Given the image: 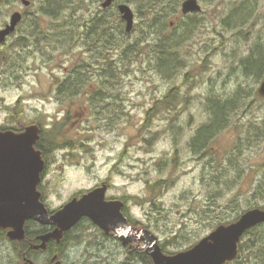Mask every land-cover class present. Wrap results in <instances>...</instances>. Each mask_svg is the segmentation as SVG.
<instances>
[{"label":"rangeland","instance_id":"rangeland-1","mask_svg":"<svg viewBox=\"0 0 264 264\" xmlns=\"http://www.w3.org/2000/svg\"><path fill=\"white\" fill-rule=\"evenodd\" d=\"M103 1L87 0L76 21L90 18ZM199 1L203 11L189 19L194 31L173 49L177 55L169 66L175 65V70L159 64L152 45L157 35L143 25L134 4L118 0L135 12L130 33L117 5L109 8L105 14L116 44L109 53L120 66L112 79L114 87L106 91L97 85L101 70L96 68L102 60L94 63L86 46H74L72 41L66 49L48 45L50 39L45 36H57L51 30L58 20L52 23L41 14L44 0H30L29 6L22 0L0 1V30L15 12L23 14L8 43L0 42L6 45L0 48V125L25 127L39 122L45 131L57 128L60 133L41 182L50 211L106 182V198L123 201L128 197L131 224L151 230L163 251L175 254L244 211L264 209V98L254 91L261 80L247 75L242 65L251 40L264 29V0ZM180 11L168 17V36L184 33L178 26ZM239 12H244L243 19ZM35 21L45 35L27 34ZM141 38L140 51L130 64L122 65L121 48ZM37 41L42 43L36 46ZM84 59L94 64L85 91L61 96L56 78L68 76ZM173 90L178 101L172 99V107L160 104L149 116L158 100ZM97 93L103 94L98 104L91 99ZM236 97L241 107L237 106L228 126L210 135L208 147L196 153L191 144L209 123V100L228 102ZM17 110L25 121H17ZM163 179L166 184L150 187ZM154 198L157 207L152 205ZM74 234L78 239L64 251L63 264H143L131 256L134 251L146 253L143 241L142 247L135 241L123 245L113 232L103 235L90 222ZM7 242L0 243L10 246L0 253V264H21L18 252L11 250L13 243Z\"/></svg>","mask_w":264,"mask_h":264},{"label":"water","instance_id":"water-1","mask_svg":"<svg viewBox=\"0 0 264 264\" xmlns=\"http://www.w3.org/2000/svg\"><path fill=\"white\" fill-rule=\"evenodd\" d=\"M115 1L104 0L102 7H111ZM22 2L25 6L30 5V0ZM118 10L126 23V32H132L135 26L133 8L123 2L118 5ZM202 11L199 0H184L181 4L183 15ZM22 19L21 12L12 15L10 23L0 31V42H4L16 30ZM258 95L264 98V79ZM40 131L36 124L27 126L22 132L0 131V228H12L9 237L13 240L25 239L26 222L35 220L43 226L54 227L39 237L42 243L36 247L45 248L47 242L51 239L60 241L65 232L86 217L106 233L113 232L123 245L135 241L137 247H142L140 242H145L143 248L152 258L153 264H226L238 256L239 244L245 233L264 223V209L253 208L244 212L237 221L219 225L191 248L166 254L159 238L151 230L131 224L123 212L124 201L106 198V183L80 197H73L58 210L50 212L38 189L46 166L41 150L35 148ZM55 259L49 264H62L61 260ZM30 264L36 263L30 261Z\"/></svg>","mask_w":264,"mask_h":264},{"label":"trees","instance_id":"trees-1","mask_svg":"<svg viewBox=\"0 0 264 264\" xmlns=\"http://www.w3.org/2000/svg\"><path fill=\"white\" fill-rule=\"evenodd\" d=\"M130 3L135 5V8L137 10V13L139 14V17L143 21V25L146 26L149 30H152L156 33L157 37L155 41H153V52L158 57L159 63L162 67L166 66L168 69L170 68L169 64H173L175 60V52H173V49L181 43V39L185 40L188 36L194 31L195 27L193 23L189 22V19L192 18V14L188 15H182L181 23H177L180 28L184 29V33L182 35H173L168 36L166 34V26L168 25L167 20L170 15L178 14L179 10L181 8V1L182 0H126ZM250 1V0H249ZM87 0H44V3L40 7V12L44 16L50 17L52 19H57L58 21L55 22V26L52 28L51 32L56 33L54 37L45 36L50 39V42L48 45H52L54 48L60 49L59 47H62L63 49H66L70 46V41H72V45L78 46L79 44H82L86 46L92 53L93 62L97 63L96 61L102 60L100 62V67L96 68V70L100 71L98 72L100 75V83H97V85L100 86V88L103 90H109L110 88H113L114 85L112 82V79L116 78V73L118 70V66L120 64L117 60H113L110 57L109 51L112 49H115L116 44L114 43V28L110 26V22L108 19V16L105 14L107 12L108 8H101L99 11L95 12L90 18H86V20H82L79 18L77 21V13L79 10H81L83 7L87 6ZM247 3L244 4V6ZM89 6V4H88ZM248 5H246L247 8ZM118 10H116L117 12ZM243 11V9H241ZM181 12V11H180ZM238 16L243 19L244 12H239L237 14ZM185 18H188V20H185ZM81 23V24H80ZM171 22L170 26L172 25ZM176 23V22H175ZM80 24V26H79ZM32 30H28L27 34L30 35H45L44 30L40 27V24L38 21H35L31 24ZM64 28V29H62ZM186 30V31H185ZM124 34V31L121 30ZM72 33V34H71ZM144 38H141L140 40L125 45L121 48V60L122 65L130 64L129 61L132 60L133 56L137 54L140 51V47L143 44ZM57 40V45L54 46V42ZM24 39L21 42V46L24 47L25 41ZM42 42H34L36 46L41 44ZM166 64V65H165ZM246 63L243 64V66L246 67ZM264 64L262 62L260 63H254L253 61L249 64V69H257L262 68ZM94 64L92 63V60H86L79 61L76 63V65L73 68V71L64 78H56L58 81L56 82L58 86V92L61 96L68 98L71 95H79L82 94L86 86L88 85L90 81V67H93ZM171 70H175L176 66L174 65L173 68H170ZM251 72V71H250ZM106 95V94H105ZM103 98V94L97 93L92 96V100L94 102H97V104L100 102V99ZM178 93L173 90L171 93H169L167 96L162 98L161 100H158V103H156L155 107H153L148 115L150 116L152 113H155L159 107L160 104H169L168 107H172L174 103L171 101L172 99L174 101H178ZM238 98L236 97V100L223 102V100L214 101L209 100L210 110H209V123H207L201 130H199L197 137H194L192 140V148L196 153H200L203 149L208 147V144L210 143L211 139H209L210 135L213 137L215 133L220 132V130L224 129L226 126H228L229 120H231L233 114L237 111V106L241 105L237 104ZM239 107V108H240ZM22 121H25L26 119L24 116L22 118L20 117ZM69 119V118H68ZM37 123V122H35ZM39 124V122L37 123ZM106 124L109 126L110 121L106 120ZM57 128H52L49 131H45L44 127H42L41 135H40V141H38V148L42 151L43 157L45 160H48V155L51 150H53L51 147H55L58 142H55L59 138V132L56 130ZM58 146V145H57ZM205 152L203 151L202 155ZM166 180H158L154 184H150V187H154L152 189H157L158 187H161L162 185L166 184ZM82 192L78 193L77 196L81 195ZM128 197H125L124 201L127 202ZM152 205L154 207H157L159 203H157V200L154 198L152 200ZM253 208V207H251ZM246 212V211H244ZM129 215V214H128ZM241 217L238 216L235 219H233V222L237 221ZM85 222H90L93 226L94 224L89 218H82L81 221L73 227L71 230L65 232L64 237L62 238V244L59 246L58 249L62 250L58 253L59 258L64 257V251L66 248L72 243V240L78 239V237L75 236V231L83 225ZM34 223V222H33ZM32 222H28L26 225V229L28 232V236L31 237L35 233L34 229H40L39 232H45V226H36V224H33ZM229 222H225L224 224H228ZM232 223V222H231ZM134 225L137 224L133 223ZM221 225V224H220ZM96 227L100 232H102L103 235L104 231L101 230L97 225ZM264 227V223L258 224L257 226H254L250 228L245 235L242 237V240L239 244V253L236 259L233 261L227 262L226 264H264V232L260 231L261 228ZM251 234V235H250ZM36 235V234H35ZM249 235V236H248ZM248 236V238H247ZM192 246V245H191ZM190 246V248H191ZM49 249H52L51 246H49ZM189 249V247H188ZM164 252L168 253L166 250ZM172 254V253H169ZM131 256H136L138 260L143 261V264H153L152 258L147 254L140 251H134ZM131 256L129 259H131Z\"/></svg>","mask_w":264,"mask_h":264},{"label":"flooded vegetation","instance_id":"flooded-vegetation-1","mask_svg":"<svg viewBox=\"0 0 264 264\" xmlns=\"http://www.w3.org/2000/svg\"><path fill=\"white\" fill-rule=\"evenodd\" d=\"M119 4L120 3L118 2V0H116L113 3L112 6H116L117 5V7H118ZM111 7H109V8H111ZM7 24L5 25V27L7 26ZM17 27H16V30H17ZM16 30L14 31L15 33H16ZM14 32L7 36V39L4 42V44L8 43L7 40L14 35ZM5 46L6 45H4V46L0 45V48H3ZM251 61H253L255 64L256 63H260V62H262L264 64V29L261 30L260 33L255 38H253V40H251V43H250V45L248 47V50L245 53L243 61H242V65L244 63L247 64L246 67L243 66V69L245 70L247 75L252 74V75H254L256 77H259V79L261 80V83H262V81L264 79V67L257 68V69H251V68L249 69V64H250ZM258 89L256 88V90H254V91H257ZM63 112H65V110ZM22 116H23V113H21L19 110H17L16 111V115H15V117L17 118V121L20 122V120H21L20 117H22ZM64 116H66V114ZM38 125H39V127H40V129L42 131L43 124L39 123ZM25 127H23V126L22 127H17V126H15V124H11L10 125L8 123L6 126L0 125V131L13 130L15 132H22V131H24ZM40 134H41V132H40ZM39 141H40V139H39ZM35 148L39 149L38 148V144L35 146ZM38 188L41 191V184L39 185ZM108 190H109V188H108ZM41 193H42V191H41ZM113 199H116V198H113ZM42 200L45 202V204H47L46 201H45V197H44L43 193H42ZM124 202H125V206L123 207V212L128 217V214H129V212H128L129 211L128 210V202H126V201H124ZM28 222H32V223L34 222L37 227L41 225L40 223H38V222H36L34 220H28L26 225L28 224ZM45 228H46L45 232H43V233L39 232L40 229H34L33 233H35L36 235L34 234L31 237L28 236V232H27V229H26V237L23 240H13V239H11L9 237V231L12 230V228H0V243H1V240L2 241H8L7 243H9V242L11 244L13 243L14 248H11V250L13 252L14 251L18 252V254H19V259L18 260H19V262H21V264H30V261H32V262H34L36 264H49V263L53 262L55 258H56L55 261H57V260H61L62 261V258H59V255H58V253L60 251H62V250L58 249V245L60 246L62 244V239L60 241H57L55 239H51L49 242H47L45 248H37L36 247V246H38V245H40L42 243V241L39 239V237L41 235H43L45 233H48L49 231H52L54 229V227H48V226H45ZM108 235H110V234L108 233ZM4 246H5L4 244H2L0 246V253H3L4 251H9L10 250V246L7 247V248H4ZM49 246H51L52 249H49ZM132 246H133V244H132ZM67 248H69V247H67ZM0 255H2V254H0Z\"/></svg>","mask_w":264,"mask_h":264}]
</instances>
